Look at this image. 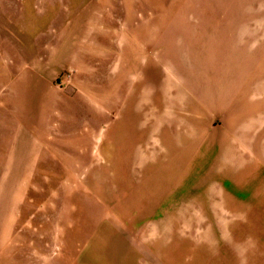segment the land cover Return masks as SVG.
<instances>
[{
  "label": "rangeland",
  "instance_id": "1",
  "mask_svg": "<svg viewBox=\"0 0 264 264\" xmlns=\"http://www.w3.org/2000/svg\"><path fill=\"white\" fill-rule=\"evenodd\" d=\"M0 7L1 20L13 19L12 7H30L37 32L47 30L51 39L38 36V56L50 44L57 58L64 51L72 56L68 67L41 85L16 83L28 59L16 62L12 44L0 51V264H126L141 252L150 260L137 264H158L157 222L173 213L132 207H173L181 196L174 189L179 164L141 166L135 159L144 142L145 154H152L162 127L176 138L190 135L184 120L191 113L180 107L188 103L185 89L204 107L205 85L245 77L233 63L221 65L222 52L236 50L245 33H264V0H0ZM154 28L164 29L163 51L147 50L145 35ZM60 32L68 36L60 44L64 51L56 53ZM263 44L261 35L248 52ZM194 76L203 83L199 91L190 85ZM160 107V113L172 107L166 122L148 114ZM254 118V125L240 124L239 130L263 128L264 110ZM221 120L213 115L208 128H220ZM135 123L150 127L149 136ZM40 128L50 130L45 141H37ZM215 149L214 156L209 151L213 157ZM34 151L38 162L30 164ZM204 163L196 162V173ZM218 170L216 175L236 173Z\"/></svg>",
  "mask_w": 264,
  "mask_h": 264
},
{
  "label": "crops",
  "instance_id": "2",
  "mask_svg": "<svg viewBox=\"0 0 264 264\" xmlns=\"http://www.w3.org/2000/svg\"><path fill=\"white\" fill-rule=\"evenodd\" d=\"M12 9L13 19L3 17L1 20L0 18V51H4L5 47L12 44L18 53L16 62L20 63L26 55L27 71L19 75L16 83L44 85L49 78H54L57 71L61 72L63 68L69 66L72 56L65 54L63 46H60L68 34L60 32L58 36L61 35V39L57 37L55 41L56 53L64 51V54L61 53L57 58L53 52V44H50L48 51H40V56H38V41L42 40L38 38L45 36V40H51L50 37L47 38V30L44 33L43 31L37 32V24L35 18L31 17L30 7H12ZM3 11L5 8L0 7V17L3 16ZM4 19L8 24L7 33H5L7 28H5ZM258 33L254 31L249 34L245 33V38L238 39L235 41L237 44H233L237 46L236 50L227 49L222 52L221 65L231 62L239 68V72L242 71L241 73L245 74V77H238L237 80H215V83L205 85L208 103L204 107L199 105L200 100L195 103L189 89L184 88L188 94V99L185 101L188 103L183 102L180 107L188 108L191 113L184 120L188 125L187 130L190 135L187 137L184 134L183 137L176 138L174 132L171 134L170 129L162 127L160 130L162 136L158 135V143L151 146L156 147L152 150V154H145V148L149 144L144 142L140 156L135 159V164L141 166L147 165L150 161L161 163L175 160L179 164L178 182L174 189L180 190L182 197L180 196L178 201L173 202V207L131 206L132 210L136 211L173 213L172 219L167 221L162 219L157 222L155 243L157 255H154V260L157 256L158 264H176L181 260H189L188 264H197V260L203 261L198 264H264V127H260L257 131L247 127L240 130L238 128L240 124L249 127L254 125L255 115L264 110V47L253 49L252 53L248 52L251 46L259 41V37L264 36V33ZM164 34L163 28L150 29L145 35L150 36L147 39L148 42L146 41L147 50L163 51ZM96 39H98L97 36ZM260 53H262L261 56L263 55L261 59H259ZM210 62L212 61L208 63ZM193 66H188L189 73ZM160 73L158 71V75ZM189 82L195 91L203 87V83L195 76ZM217 106H221V113L217 112ZM161 108L153 109L152 112L147 111L149 115L159 114L162 121L166 122V115L172 114L169 113L172 107L167 108L168 111L162 110L163 113H160ZM148 114L141 111V116ZM213 115L222 119V126L218 129L208 128ZM203 121L205 125L199 126ZM49 122L50 117L47 124ZM114 127L118 128V125ZM40 130H42L41 139L37 141H45L50 130L48 128H40ZM135 130L142 132V136H149L150 127L147 125L139 127L135 123ZM131 141L128 146L133 148L131 144L134 141ZM217 146L219 147L218 154L213 157ZM36 157L38 156L35 151L30 152L27 162L36 164L38 162ZM200 159H203L205 163L198 170L199 176V172L195 171H197L196 162ZM220 160H223V163L215 165ZM248 160L252 162H247ZM213 162L214 165H210ZM128 163L132 164V160ZM232 166L235 167L230 168ZM133 167L127 168L130 172L125 173V178L132 173ZM227 167L229 170L236 169V173L227 172L216 175L218 169L224 170ZM184 186L191 189L187 194L181 193ZM125 190L128 196V184ZM167 197L169 200L172 195ZM141 253L131 254V262L126 264H137L138 259L150 260L144 257L143 252Z\"/></svg>",
  "mask_w": 264,
  "mask_h": 264
}]
</instances>
